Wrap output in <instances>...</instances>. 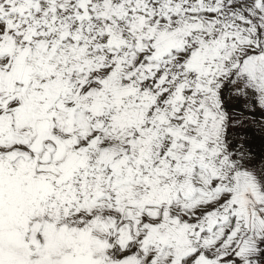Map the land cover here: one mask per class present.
Returning <instances> with one entry per match:
<instances>
[{"label":"snow or ice","instance_id":"obj_1","mask_svg":"<svg viewBox=\"0 0 264 264\" xmlns=\"http://www.w3.org/2000/svg\"><path fill=\"white\" fill-rule=\"evenodd\" d=\"M0 264H264V0H0Z\"/></svg>","mask_w":264,"mask_h":264}]
</instances>
